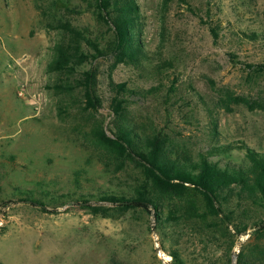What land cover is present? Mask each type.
<instances>
[{"label": "rangeland", "instance_id": "374dc122", "mask_svg": "<svg viewBox=\"0 0 264 264\" xmlns=\"http://www.w3.org/2000/svg\"><path fill=\"white\" fill-rule=\"evenodd\" d=\"M134 1L141 51L119 63L97 0H0V264H176L173 254L183 264H237L244 248L248 262L264 264V238L252 236L264 214L255 208L248 231L233 236L218 218L195 232L182 221L158 224L153 211L99 201L129 196L141 171L90 143L78 90L58 93L49 65L62 24L101 50L84 45L90 57L78 73L98 69L103 106L95 116L105 125L113 118L109 84L124 83L134 91L126 97L131 122L165 139L172 160L213 147L230 148L211 156L222 165L244 162L236 147L264 153V75L256 72L264 64V0ZM183 205L204 208L202 197Z\"/></svg>", "mask_w": 264, "mask_h": 264}, {"label": "trees", "instance_id": "16d2710c", "mask_svg": "<svg viewBox=\"0 0 264 264\" xmlns=\"http://www.w3.org/2000/svg\"><path fill=\"white\" fill-rule=\"evenodd\" d=\"M96 6L109 18L113 31L111 52L114 59L119 63L124 60L136 61L141 48L135 38L137 31L133 17L138 11L135 1L97 0ZM59 27L63 38L56 44L54 58L49 65L59 77L58 93L72 96L73 91L78 90L80 103L90 115L92 128L87 135L90 143L103 148L107 158L122 165L132 161L141 171L142 179L129 196L103 195L99 201L124 211H153L158 224L161 220L174 221L175 224L182 221L195 232L203 231V226L209 228L210 222L218 218L225 229L232 226L235 231L233 236L245 234L248 231L246 218L252 208L264 214V153L247 146L236 147L244 151V162L229 160L222 165L211 156L227 153L230 148L222 151L213 147L195 160L187 156L172 160L166 153L165 139L140 133L131 122L127 114L126 97L132 96L134 91L129 90L124 83L111 81L109 84V109L113 118L105 125V120H98L95 116L103 106L99 94L98 69L91 67L88 71L78 73V68L90 57L84 45L92 47L98 54H101V50L70 24ZM212 34L215 39L219 38L217 32L212 31ZM256 72L264 75V64L259 65ZM226 99L224 103L234 102L230 94ZM188 196L194 199L202 197L204 208L183 205V200ZM25 201L34 207L44 208V204L39 201ZM163 211H166V217H161ZM254 226L258 229L252 236L261 240L264 238V219L259 218ZM244 253L245 248L237 264H259L248 262ZM173 256L176 264H183Z\"/></svg>", "mask_w": 264, "mask_h": 264}, {"label": "bare ground", "instance_id": "6f19581e", "mask_svg": "<svg viewBox=\"0 0 264 264\" xmlns=\"http://www.w3.org/2000/svg\"><path fill=\"white\" fill-rule=\"evenodd\" d=\"M160 255L165 259V260H169V257L167 255H165L164 253L160 252Z\"/></svg>", "mask_w": 264, "mask_h": 264}, {"label": "built area", "instance_id": "2783aa9c", "mask_svg": "<svg viewBox=\"0 0 264 264\" xmlns=\"http://www.w3.org/2000/svg\"><path fill=\"white\" fill-rule=\"evenodd\" d=\"M3 225V219L0 217V227Z\"/></svg>", "mask_w": 264, "mask_h": 264}, {"label": "water", "instance_id": "95a60500", "mask_svg": "<svg viewBox=\"0 0 264 264\" xmlns=\"http://www.w3.org/2000/svg\"><path fill=\"white\" fill-rule=\"evenodd\" d=\"M251 232V231H250ZM236 255H233V260L235 261Z\"/></svg>", "mask_w": 264, "mask_h": 264}]
</instances>
